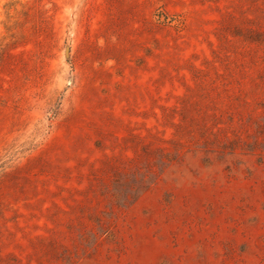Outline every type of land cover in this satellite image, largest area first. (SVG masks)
Wrapping results in <instances>:
<instances>
[{
	"label": "rangeland",
	"instance_id": "obj_1",
	"mask_svg": "<svg viewBox=\"0 0 264 264\" xmlns=\"http://www.w3.org/2000/svg\"><path fill=\"white\" fill-rule=\"evenodd\" d=\"M0 264H264V0H0Z\"/></svg>",
	"mask_w": 264,
	"mask_h": 264
}]
</instances>
